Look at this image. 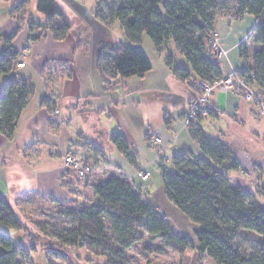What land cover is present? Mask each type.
<instances>
[{"label": "crops", "instance_id": "0c3cea01", "mask_svg": "<svg viewBox=\"0 0 264 264\" xmlns=\"http://www.w3.org/2000/svg\"><path fill=\"white\" fill-rule=\"evenodd\" d=\"M11 1L0 0V60L4 53L9 57L15 52H28L23 79L33 85V94L21 114L14 140L8 141L0 134V197L12 202L33 195L79 203L94 195L96 180L116 176L133 183L168 220L181 218L164 187H160L159 178L162 169L169 171L168 165L173 166L172 157L176 155L208 160L184 122L186 109L198 91L181 83L168 68L164 52L156 51L152 45L158 62L156 67L152 64L146 78L123 79L115 91L108 92L97 69V58L91 52L83 54L77 39L70 41L73 28L66 39L57 40L52 27L61 25L58 18L50 27L41 12L32 14L27 5L16 10L19 5ZM24 1L27 0L19 4ZM55 1L63 8L60 0ZM43 16L45 20H39ZM255 25L256 20L249 15L235 22L224 15L218 17L216 32L227 52L218 59L223 76L253 68L254 53L259 47L252 45L251 58L244 62L240 46ZM32 36L39 39L32 42ZM13 65L14 60L10 68ZM67 67L71 77L58 79L53 89L62 111L59 121L53 124L43 105L46 98L53 97L43 77L46 70L53 73ZM9 78V73L0 72V94ZM211 106L212 113L202 117L195 129L228 145L240 166V171L230 173L231 183L255 195L264 210V192L259 191L264 188V117L235 94L216 93ZM118 132L128 140L134 164L112 144L111 137ZM156 134L162 136L160 152L148 146ZM68 153L90 163L95 173L79 180L64 165ZM112 168L116 171L112 172ZM103 169L108 170L104 177L98 175ZM140 170L150 173L151 178L143 181L138 176ZM0 231L14 235L2 227Z\"/></svg>", "mask_w": 264, "mask_h": 264}, {"label": "trees", "instance_id": "16d2710c", "mask_svg": "<svg viewBox=\"0 0 264 264\" xmlns=\"http://www.w3.org/2000/svg\"><path fill=\"white\" fill-rule=\"evenodd\" d=\"M38 11L48 21L62 19L52 31L57 40L68 37L72 24L55 0H40ZM104 12L99 10L97 17L105 23L120 22L132 45L108 48L109 54L99 55L97 69L106 91H115L123 79H145L152 70L146 53L135 48L145 35L158 52H164L171 42L176 44L185 64L169 56L167 65L191 89L197 90L198 81L212 83L222 79L218 58L212 53L216 21L220 15L231 22L249 15L256 25L240 46L242 60H250L252 45L259 48L254 53L253 68L238 74L258 97L264 98V0H124L122 6L107 4ZM38 39L39 36L31 37L32 42ZM17 55L15 52L7 57L4 53L0 60V72L10 75L0 94V134L8 141L14 140L21 114L33 94L32 84L11 76ZM63 69L70 78L71 70ZM195 127L191 128L193 136L208 160L176 155L172 159L175 171L162 169V179L168 200L198 226L196 246L186 234L174 232L170 220L133 183L116 176L96 180L93 201L70 213L74 225L67 231L43 228L45 238L56 240L55 245L61 249H87L104 256L108 264H129L128 251L146 239L161 240L180 256L194 247L216 264H264V210L255 195L231 183L230 173L240 171V166L228 145ZM111 142L131 164L135 163L123 133L113 134ZM0 226L15 232L24 229L8 200L2 197ZM246 237L260 242L254 255L247 256L236 246L239 239ZM30 253L27 246L18 245L12 236L0 231V264H27Z\"/></svg>", "mask_w": 264, "mask_h": 264}, {"label": "rangeland", "instance_id": "374dc122", "mask_svg": "<svg viewBox=\"0 0 264 264\" xmlns=\"http://www.w3.org/2000/svg\"><path fill=\"white\" fill-rule=\"evenodd\" d=\"M60 1L62 2L67 18L72 24L73 31L71 32L70 41L72 42L77 39V42H80L79 44L81 45L83 54L87 55V53L91 52L93 56L98 59L101 53L109 54L108 48H114L119 45H124L127 47L132 46L130 42L127 41L126 34L122 29L120 22H115L113 24L108 22L105 23L97 17V12L99 10L107 12V4L115 2L119 4V6H122L124 0ZM170 1L173 2V0ZM20 2L21 0L11 1L12 5H19L16 10L21 9L22 6L26 7L27 5L32 14L37 13V0H27L19 4ZM39 20L44 21L45 17L43 16ZM54 20L47 21L46 23H48V25L51 27L53 23H56ZM58 20L59 24H61L62 19L58 18ZM152 45L153 44L149 37L145 35L143 37L142 43L140 45H136L135 48L144 51L152 64L156 67V62H158V54L156 51H152ZM164 54L166 58L172 56L177 62L183 61L185 63L183 56L180 54L174 42H171L164 49ZM26 62L29 63V56H27ZM16 68L15 60L13 71H15ZM62 70L64 69L58 68V70H53V73L49 72V70H46L43 77L49 95L57 98V100L53 97L52 99L49 98L48 103H43L44 108L48 112L49 122L53 124L59 121L62 115V111L59 107V98L53 91L55 84L57 83L56 81H59L58 79L67 80L68 78V73H63ZM242 97L245 99V96ZM209 114L210 113H207V115ZM168 170L170 172L175 171L171 163L168 165ZM107 171L108 170L103 169L102 171L98 172V175L104 177L106 176ZM111 171L115 172L116 170L112 168ZM159 182L160 187H164L162 178H159ZM260 190L264 192V188H259V191ZM94 195L91 194L88 199L83 198L79 203H61L53 201L52 199L33 195L15 198L12 202L8 201V203L16 212L17 217L23 223V231H12L14 234L12 238L18 245L23 244L27 246L28 250H30L31 253L29 259H27V264H108L106 257L97 256L96 254L89 252L87 249H61L59 246L55 245L56 240L46 239L41 231L43 228L51 231H67L70 229L75 223V220L70 216V213L74 212L83 205L90 204L94 199ZM177 211L181 215V218L170 220L174 232L178 234H186L192 245L196 246L197 239L195 230L198 228V226L193 224L183 212L180 210ZM3 229H5L6 232L11 231L6 228ZM8 235L11 236V234ZM259 244L260 242L256 241L255 239L246 237L239 239L236 243V246L241 249L245 255L251 256L259 251ZM128 252L129 264H216L215 262L207 259L205 255L200 253L194 247L188 250L184 256H180L173 250L166 247L161 240L153 242L149 239H146L144 242L135 245Z\"/></svg>", "mask_w": 264, "mask_h": 264}, {"label": "built area", "instance_id": "2783aa9c", "mask_svg": "<svg viewBox=\"0 0 264 264\" xmlns=\"http://www.w3.org/2000/svg\"><path fill=\"white\" fill-rule=\"evenodd\" d=\"M212 36V53L218 59H221L227 55V52L217 32ZM27 56L28 53L25 51L18 53L16 57L17 68L11 75L13 78L17 80L23 79L25 69L28 65V62H26ZM196 86L198 91L197 97L188 106L184 118L185 126L189 129L196 126L200 118L212 111L211 102L216 93L235 94L240 97L245 96L246 101L252 103L259 115L264 117V98L256 95L254 88L247 85L246 82L239 77L238 71H232L222 79L212 83L198 81ZM148 146L150 149L160 152L162 147V136L159 134L152 136L148 141ZM64 163L65 167L76 175L78 179H87L94 173L92 165L76 159L70 153L64 156ZM138 176L143 181H148L151 178V174L143 170L138 171Z\"/></svg>", "mask_w": 264, "mask_h": 264}]
</instances>
